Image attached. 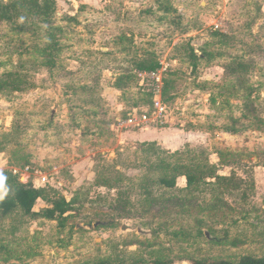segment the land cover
<instances>
[{
	"label": "rangeland",
	"instance_id": "obj_1",
	"mask_svg": "<svg viewBox=\"0 0 264 264\" xmlns=\"http://www.w3.org/2000/svg\"><path fill=\"white\" fill-rule=\"evenodd\" d=\"M22 1L0 0V75L22 60L50 66L33 75L35 87L27 93L0 95V173L17 170L21 183L45 188L52 202L39 200L38 215L22 225L21 213L0 214V264H91L109 256L116 242H141L140 248L125 247L128 252L144 250L147 240L156 250L167 245L153 230L163 227L169 204L147 207L150 230L142 227L141 210L116 209L117 192L96 184L107 162L133 160L131 152L143 144L131 139L133 132L151 135L156 128L160 135L151 138L171 151L186 143L208 147L214 164L216 150L238 154L221 174L235 170L254 180L251 204L264 213V131L243 115L247 99L264 115V0H48L49 9L40 12L34 6L46 0ZM234 59L251 66L243 90L224 75L223 66ZM148 60L174 82L168 94L174 100L156 121L153 94L137 70ZM127 74L133 78L122 92L117 83ZM97 80L105 114L86 104L81 91ZM135 110L151 119L145 128L125 125ZM121 171L125 184L145 175L136 168ZM36 172L49 184L41 185ZM185 185L180 179L178 186ZM5 193L2 184L0 196ZM55 207L64 213L52 220L46 212Z\"/></svg>",
	"mask_w": 264,
	"mask_h": 264
},
{
	"label": "trees",
	"instance_id": "obj_2",
	"mask_svg": "<svg viewBox=\"0 0 264 264\" xmlns=\"http://www.w3.org/2000/svg\"><path fill=\"white\" fill-rule=\"evenodd\" d=\"M46 1L42 6L36 4L34 9L38 12L48 10V0ZM26 4L29 3L24 0L21 6ZM27 64L28 62L22 60L18 68L0 75V95L8 97L27 93L35 87L33 75L39 68L50 66L48 62H32L31 67ZM157 69L158 65L149 60L137 65L139 72ZM223 69L225 77L232 81L236 88L245 89L251 72L250 64L234 59L225 64ZM132 78L130 74L121 76L117 89L126 92ZM164 82L163 101L169 104L174 100L173 97H168L169 89L174 88V82ZM99 87L100 82L97 80L94 87H84L81 91L88 95L89 101L85 102L86 104L105 114L103 100L96 96ZM150 103L152 104V100ZM131 107L139 108L141 105L132 104ZM243 115L257 130L264 131V115L251 99L244 102ZM0 152H4L2 147ZM122 152L126 153L128 150ZM131 154L133 160L126 158L125 163L107 162L103 169V178L96 184L106 188L109 193L117 192V197L114 198V203L118 206L116 209L141 210L142 227L150 230L154 228V221L144 218L148 213L147 207L159 200L160 203L169 204L171 208L165 212L167 220L163 227L161 230H153L155 233H163L168 239V244H161L156 250L152 241L147 240L144 250L128 252L125 247L136 245L140 248L141 242L123 245L116 242L112 245L109 256L91 264H174L185 260L194 264H264V220L261 215L264 213L251 204L252 194L256 190L255 181L245 180L235 170L230 175L221 174L223 169L234 166L233 159L238 158V154L216 150L214 154L218 156L219 164H214L211 161L213 153L208 147H194L187 143L182 148L171 151L156 141L143 143ZM131 168L144 170L145 175L134 180L129 179V184H125L122 179L128 178L121 169ZM246 168L250 169L248 166ZM0 177L4 178L3 185L6 188V193L0 196V214L3 217L19 212L22 215V225L28 222L30 217L38 215L34 208L39 200L52 202L45 188H37L32 183L23 184L11 172H1ZM180 179L186 180L185 187L178 186ZM134 191L138 195L136 201L132 199ZM231 200L241 208L232 207ZM61 201L66 204L65 199ZM57 212L64 213L55 207L48 209L46 216L55 220ZM178 219L180 220L176 223ZM249 243H253V246L248 250L246 246ZM190 248H194L195 252L192 253ZM218 248L233 251L214 250ZM147 249H151L148 255ZM2 250L3 246L0 245V251ZM208 250L211 252L207 255ZM203 253L206 255L200 256Z\"/></svg>",
	"mask_w": 264,
	"mask_h": 264
},
{
	"label": "built area",
	"instance_id": "obj_3",
	"mask_svg": "<svg viewBox=\"0 0 264 264\" xmlns=\"http://www.w3.org/2000/svg\"><path fill=\"white\" fill-rule=\"evenodd\" d=\"M163 68L158 69L151 72H139L140 77L144 81L147 82V86L150 88L153 98L152 104L154 108V120H159L164 116L167 112L168 106L163 101V88H164V77H163ZM150 118L148 117L147 113L144 112L141 116H139L138 111H134L130 114V119L125 122L127 126H133L138 128H145V125L150 122ZM124 125V124H123ZM26 172H29V168L26 169ZM19 174L17 170H14V175ZM37 175H40L41 185L49 184L48 177L46 175L40 174V172H36Z\"/></svg>",
	"mask_w": 264,
	"mask_h": 264
},
{
	"label": "crops",
	"instance_id": "obj_4",
	"mask_svg": "<svg viewBox=\"0 0 264 264\" xmlns=\"http://www.w3.org/2000/svg\"><path fill=\"white\" fill-rule=\"evenodd\" d=\"M148 129H150V128H148ZM144 130H146V129H144ZM157 131L158 130L156 128H154V131H151V135H146V134H141V133H138V132H133L132 135H129V136L131 137V139L137 140V141H140V142H143V143H146L145 141H147V142H154V141H156V142H158V144L161 145L162 142H163L161 139H159L158 137L157 138H155V137L154 138H151V136H154V135H158L159 136L160 135ZM144 137H146L148 139H144Z\"/></svg>",
	"mask_w": 264,
	"mask_h": 264
},
{
	"label": "clouds",
	"instance_id": "obj_5",
	"mask_svg": "<svg viewBox=\"0 0 264 264\" xmlns=\"http://www.w3.org/2000/svg\"><path fill=\"white\" fill-rule=\"evenodd\" d=\"M3 177H0V185H2L3 184Z\"/></svg>",
	"mask_w": 264,
	"mask_h": 264
}]
</instances>
